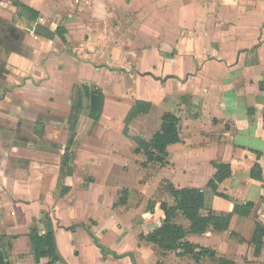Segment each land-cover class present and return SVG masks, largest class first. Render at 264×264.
<instances>
[{
	"label": "crops",
	"instance_id": "0c3cea01",
	"mask_svg": "<svg viewBox=\"0 0 264 264\" xmlns=\"http://www.w3.org/2000/svg\"><path fill=\"white\" fill-rule=\"evenodd\" d=\"M94 89L104 97L97 122ZM137 102L150 108L126 128ZM166 114L179 141L165 165L148 163L138 140L149 142ZM216 164L231 174L213 191ZM162 185L202 190L203 216L230 215L225 231L186 235L206 252L198 260L141 238L162 224V203L175 206ZM44 215L55 264H264V236L259 254L252 243L264 229V0H0L9 264H35L31 230L43 235ZM173 221L189 229L181 212Z\"/></svg>",
	"mask_w": 264,
	"mask_h": 264
},
{
	"label": "trees",
	"instance_id": "16d2710c",
	"mask_svg": "<svg viewBox=\"0 0 264 264\" xmlns=\"http://www.w3.org/2000/svg\"><path fill=\"white\" fill-rule=\"evenodd\" d=\"M87 95L91 101L89 117L97 122L99 120L104 97L100 90L94 89L91 92L87 91ZM150 108L149 104L137 102L127 115L125 120L126 128L129 123L140 113H147ZM75 112V109L72 111ZM77 114H72L69 119L71 139L74 137V129L77 122ZM178 135V119L172 114H166L162 118L161 130L156 133L149 142L138 140V145L147 159L148 163H158L165 165L167 157L166 148L168 145L177 143ZM71 143V142H70ZM216 173L214 178L208 183V188L216 191L217 184L227 179L230 174V167L224 164H216ZM252 177L260 178V170L258 167L252 171ZM166 191L174 198L175 206L169 207L166 203L161 204V209L164 212V220L162 224L142 235L141 238L145 241L156 245L160 250L165 252L182 249V255H191L196 260L200 256L206 254L203 250L196 253V247L184 241L187 234L201 235L212 229L217 232L225 231L230 221V215L209 212L206 216L201 214L204 207V193L197 189H175L168 185ZM179 211L183 217L189 222V229L185 230L174 223L176 212ZM44 225L43 235H38L36 230H31V243L34 252L35 264H55L60 261V256L57 253L54 228L52 221L48 215H44L42 219ZM264 229L256 225L252 237V243L255 245V253L259 254L262 247V237ZM0 264H9L6 254L0 251Z\"/></svg>",
	"mask_w": 264,
	"mask_h": 264
},
{
	"label": "rangeland",
	"instance_id": "374dc122",
	"mask_svg": "<svg viewBox=\"0 0 264 264\" xmlns=\"http://www.w3.org/2000/svg\"><path fill=\"white\" fill-rule=\"evenodd\" d=\"M162 187H163V188H167L168 186H166V185H162ZM150 204H152V203H150ZM109 240H110V241H109ZM112 241H113V239H112ZM112 241H111V239H107V240H106V242L110 243V244L112 245V247H113V246H115V243L112 242ZM128 246L130 247V243H129V242H127V244H125V245H123V246H117L116 251H123V249L128 248Z\"/></svg>",
	"mask_w": 264,
	"mask_h": 264
}]
</instances>
